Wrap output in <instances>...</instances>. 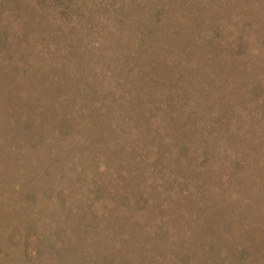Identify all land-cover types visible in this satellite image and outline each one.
Returning a JSON list of instances; mask_svg holds the SVG:
<instances>
[{"label": "trees", "instance_id": "1", "mask_svg": "<svg viewBox=\"0 0 264 264\" xmlns=\"http://www.w3.org/2000/svg\"><path fill=\"white\" fill-rule=\"evenodd\" d=\"M34 21L44 27L51 24L56 33L83 23L79 28L108 37L104 49L100 44L101 65L95 69L100 80L77 87L73 100L65 99L67 94L63 90L53 96L56 100L62 98L60 102L64 104L59 108L66 119L64 129L59 128L57 133L61 140L62 132L69 136L75 122L82 124L87 139L100 133L107 136V131L115 133L126 154L96 159L95 148L90 150L91 154L83 149L87 139L80 136L74 139L71 134L64 148L80 142V149L69 154L65 148L67 155L63 157L56 149L59 143L44 158L39 152L42 153L40 142L33 145L29 140L22 171L28 175L27 187L18 183L16 192L11 194V187L0 189L3 211L0 227L4 224L6 228L0 236L13 246V254L3 252L4 260L0 264H82L84 252L96 250L102 264H207L206 257L215 259V264H238L236 257L246 261L247 248H233L227 239L236 232L228 236L227 233L232 226H240V221L232 223L231 219L245 216L243 211L253 203H263L264 211V179L250 176L244 166L247 157L243 156L245 150L244 155L249 152L253 162L259 161L264 155L261 140L248 149L242 142V130L246 126L260 124L259 128L264 129V80H244L239 84V89L250 95L244 111L246 123L239 124L236 117L228 121L227 115L218 118L212 113L219 111L217 107L209 111L210 116L207 110L200 113L198 107L201 102L216 103L217 99L226 98L229 101L225 114L236 111L237 103L228 98V92L233 89H229L226 74L234 65V56L247 67L248 61L256 60L258 50L264 48V0H0V43L5 36L3 31L10 29V25L26 30ZM253 29H258L256 35L252 34ZM114 68L118 69L117 74L113 73ZM162 76L168 80L164 81ZM65 82L69 90L70 80ZM72 82L76 88L78 84ZM184 82L188 83L186 92L197 95L196 108V105L191 108L189 100L179 101L174 97L183 95L180 89ZM21 97L15 96V101ZM28 97L34 99L32 95ZM110 106L115 109L105 114L102 109ZM131 106L140 110L131 112ZM178 107L182 111L190 109L189 115L196 116L188 115L193 119L190 121L193 129L200 134L198 147L203 150L207 142L214 145L207 149V155L201 154L194 162L203 168L207 164L217 179L210 190L192 186L190 190H180L175 200L167 191H172L171 181L176 176L173 172L183 161L180 155L187 150L186 144L174 145L176 136L170 132L178 124L177 115L181 116ZM59 108L56 107L57 111ZM219 121L223 123L222 129L225 121L228 127L229 136L224 137L230 141L227 139L224 144L240 149L233 154L224 144H219L223 153L226 152L223 156L216 150ZM7 123L13 124L11 120ZM184 124L189 122L179 123L178 130H184ZM99 125L106 126V130L102 127L100 131ZM134 136L148 140L157 137L161 144L143 145L142 139L130 142ZM15 149L8 148L7 152ZM176 149L178 153L174 154ZM43 153L46 156L45 149ZM83 156L90 158L82 163ZM51 158L60 159L59 165H53V171L39 167ZM77 162L90 167L84 168ZM4 170L0 168V177ZM178 172H182L178 175L181 180L187 176L186 171L178 168ZM40 177L45 179L40 182ZM33 185L42 191L40 197L31 189ZM227 193L230 203L223 198ZM43 198L48 206L37 210V199ZM28 202H32L33 208L29 212L23 207ZM200 210L203 213L197 216ZM202 216L209 221L203 230L197 228V219ZM209 228L218 233L220 238L216 242L210 238ZM257 248L263 251L262 259L256 258L257 264H264L263 241Z\"/></svg>", "mask_w": 264, "mask_h": 264}, {"label": "rangeland", "instance_id": "2", "mask_svg": "<svg viewBox=\"0 0 264 264\" xmlns=\"http://www.w3.org/2000/svg\"><path fill=\"white\" fill-rule=\"evenodd\" d=\"M79 24L83 25V23H78L77 26H70L69 29H61V31H58L59 33H56L57 31H54V27L52 29L51 24L44 27L36 23L35 21L26 30H24L23 28L17 29L10 25V29H5L3 31L5 36L3 38V41L0 43V117L2 116L0 118V168L5 170L3 173V177H0V189H4L5 191L11 187L10 194L16 192V184L18 183L25 186V188L27 187L25 181L28 175H24L22 171L24 170V166L26 165L25 152L27 151L26 148L29 142L33 141V145L36 144V141L40 142L38 145L40 146L39 149H42V153L40 150L39 152L41 156L47 158V152H51V150H54L59 143L61 144L56 149H58V151L60 150L59 153L63 157L64 155H67L66 149L69 150V154L80 149L82 146L80 142L69 144L65 147L66 149L64 148L65 142L68 141L66 138H69L71 134V137L74 139L77 138V136L87 139L86 132L85 130L83 131L82 124L80 125L78 122H75V126H73V128L70 130L72 132L68 134L69 136L66 137L65 132H62V140L60 139L57 131L59 130V128L64 129L66 119L65 115L61 114L62 111H60L59 106H62L64 102H60L62 100L61 97L58 98V100H56L55 97L53 98L56 93L62 92L63 90L66 92L65 94H67L65 99L67 98L69 99V101L73 100L76 95L77 87H85L86 85L94 83L96 80H100V77H98V75L96 74L95 69H98L101 65L100 57L102 48L100 44H103L104 49V46H107L106 44H108L109 42L108 37H103L102 33H99L98 31L92 29L79 28ZM206 27L210 28L209 25ZM257 33L258 29L252 30V34L256 35ZM254 44L256 45L257 43ZM256 47H258V45H256ZM236 57L234 56L232 58V60L234 61V65L233 67H231V69H229V74H226V76H228L229 78L228 80H226L227 84L233 86L230 87L229 85V89L232 88L233 91L228 92V98L230 97V100L237 103L236 107L234 108V110L236 111L230 115L225 114V112H228V110L224 111V109H226V105L229 101L226 98H224L223 100L217 99L216 103L213 100H210L207 103L201 102L198 109L200 110V113L201 111L204 113L205 110H207V114L208 116H210L209 111L217 107L219 111L217 112L213 110L212 113L214 114L215 112L218 118L224 115L226 117L227 115L226 119L230 121V117H236L239 120L238 123L241 124L242 122L246 123V115L244 111L247 108L246 102H248L250 95L247 94L248 91L247 93L246 91L242 92V90L239 89V84L244 80H264V48H262V50H258L256 60L248 61L247 67H243V62L240 63ZM210 69L212 72L214 68H212L211 66ZM185 71L189 72L188 74H190V70L188 68H186ZM113 73L117 74L118 69L114 68ZM102 76L103 75H101V77ZM162 79L164 81L168 80V78L164 77ZM45 80L48 81L45 82ZM65 80L68 82L70 80L69 83L71 87L69 88V90H67L68 87L65 88L67 86ZM72 80L76 81V83L78 84L76 88L73 85ZM87 80H89V82ZM104 82L105 80H103V83ZM108 82L109 81L106 80V83ZM186 82H188V80ZM186 82L183 83L184 87L180 89L183 95L179 94V96L175 95L174 97H176L179 101L189 100L190 106L193 109L195 105V108L198 106V103L195 104L197 95H192L193 92H186L185 86L188 84ZM150 86L151 85H149V87ZM150 90H152L151 87ZM112 91H114L113 88ZM90 94L93 95V93ZM17 95L22 96L19 101H15V96ZM29 95H32L34 99H28ZM109 97L106 98L107 101L110 100ZM10 98L13 99L7 102ZM44 100L48 102H45ZM104 100L105 99H102L103 102ZM53 102L57 104L59 111H57V106L55 107ZM254 106L252 107L255 108ZM113 109L115 108L110 106L109 109H102V111L107 114ZM131 109V112H137L140 110H136L135 106L134 108L131 106ZM180 109L181 108H179V110ZM259 109L260 108L256 110ZM189 110L190 109L185 111L180 110L179 114L181 116L177 115L178 124L182 123V121L183 123L185 121L189 122V124H184V130H178V124L176 126L173 125L174 129L172 128L170 130V132L176 136L174 145L178 146L179 142V144L182 145L186 144L185 146L187 147V150L184 152V154L180 155L183 161L178 164V168L183 172L186 171L187 176L186 174H182V176L186 177L181 180L178 175L182 172H178L177 168L175 172H173V175L176 176L172 179V183L170 185V189L172 191H167L171 192L175 200L178 199V192L180 190H190L192 186L193 189L194 187H206L210 190L211 186L214 182H216L217 179L215 177L217 174L208 169V167H206L207 164L205 168L201 166L203 168L202 169L194 162V159H198L201 154L207 155V149H211L214 145L210 142H207L205 144L207 148L204 146L202 150V148L198 147L196 143L199 142L200 134L196 131L195 127L193 129V125L190 123V121L193 120L191 117H194L195 115H189ZM176 114H178V112ZM188 115L191 117H189ZM10 120L13 122V124L17 122L16 125H8L7 122H9ZM2 122H4L5 125H2ZM219 122H216V128L218 131H221L223 123ZM225 122L224 128L222 129L223 133L220 131L218 132V137H216L217 143L215 142V145L217 146L216 150L218 151L219 156H223L226 153H223V151L220 149L219 144H227V142L230 141L229 137H224L227 135L229 136L228 133L226 135V130L228 129V127ZM259 126L260 124H257L254 127L246 126L243 130V127L240 129L242 130V137H244V140L242 141L243 145L247 149L252 145V143L256 142V140H261L260 149L263 148L262 151H264V129L261 130ZM102 127L106 130V126H100L98 127V129L102 131ZM91 133L92 131H90V134ZM28 137H31L32 139ZM147 138L148 137L134 136L132 137V140L130 142H135L134 140L141 142L142 139L144 143L143 145L154 146L156 144H161L160 139H158L157 137L154 139L151 138V140H148ZM106 139L108 141H106ZM233 140L231 142H233ZM226 144H224V146L228 149L230 147L229 150H231L232 154L234 153V151L240 150L235 146L228 145V147L226 146ZM122 146L123 145L119 136H117L115 133L107 131V136L104 133H100V135H98L96 138H94V136L88 138L87 141L83 144V149L88 150L90 153V150L95 148L94 158L96 159L99 158V156V159H101V157L103 156H111L112 158H115V156L118 157L119 154H126L125 149ZM171 147L174 148L173 145H171ZM8 148L16 149L14 150V152H7ZM35 148L38 149L36 145ZM44 149L46 150V156L43 153ZM83 152L84 150H82V152L80 153H82L83 155ZM173 153H178V150H174ZM244 153L245 150H243V156H246L247 158L244 166L250 171V176L251 174H254L255 177L260 176V178L264 179V155L261 159H259V161L253 162V160L251 159L252 154L250 157L249 152L248 155H244ZM77 154H79V152L76 153V155ZM85 158L88 159L90 157L85 156L84 158H82V163L87 161ZM41 161L43 162L44 159H42ZM59 162V158H51L48 159L47 162L42 163L39 167L44 170L48 168L49 170L53 171V165L57 166L59 165ZM112 162L113 164H117L114 159H112ZM71 163L73 164V161H71ZM77 163L87 169L90 167L89 164L81 165L79 162ZM176 166L177 165H175V167ZM113 168L115 167L113 166ZM44 179V177H40L39 181L41 182ZM33 188L34 185L31 189L40 197L42 192L40 188ZM254 190L255 192H257L256 187H254ZM229 193H227V196L223 195V198L226 199V203H230ZM154 198L156 201L158 200L157 196ZM37 200L39 201V205L36 208L37 210H40L42 206H48V203L44 198ZM31 204L32 202H28V205L27 203H25L23 207L26 211H30V209L32 208ZM262 204L263 203L257 205V203H253V206L251 208H247L243 211L246 214L245 216H237L235 219H231V221H233L232 223L240 221V226H232L231 229H228L227 236L230 232L236 233H234L235 235L231 236L227 240L230 244H232L233 248H235V246L236 248L241 249L247 248L248 254L246 256V261L243 258L236 257L235 263L257 264L256 258L258 257L259 259H262L261 254L263 251L261 248H257L258 244H261V241H263L264 243V211H262L263 209L261 210ZM200 212L201 214L203 213L202 210H200L197 216L200 215ZM2 213L3 211L0 208V214ZM174 217L177 219L178 223V213H175ZM187 222H191V219H188ZM207 222H209L207 217L204 218L202 216L200 219L198 218L197 228H204V224H206ZM2 228L0 227V234L2 230H6V228H4V224H2ZM208 231L212 233L210 234V238L215 242L220 238L215 230H211L209 228ZM234 237L237 240L236 242L233 239ZM257 241L258 243H256ZM11 244V242L0 236V262L4 260L3 252H5L6 254H13V246H11ZM255 244H257V246ZM190 251L191 255H194V247H191ZM234 252L235 251H231L232 254ZM99 253L100 252L97 250L96 252H84L82 264H102L103 261L98 258ZM161 255L165 257V260L168 259L165 254ZM178 255L179 259H181L182 251L180 250V245H178ZM171 256L172 253L169 257ZM205 260V263L207 264H215V262H217L215 259L212 260L209 257H206ZM156 264H159V262H157Z\"/></svg>", "mask_w": 264, "mask_h": 264}]
</instances>
